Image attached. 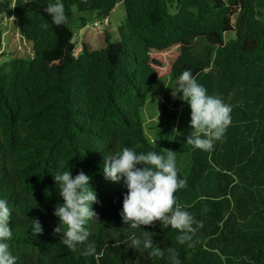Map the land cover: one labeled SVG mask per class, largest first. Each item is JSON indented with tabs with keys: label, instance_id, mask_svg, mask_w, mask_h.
I'll return each instance as SVG.
<instances>
[{
	"label": "trees",
	"instance_id": "1",
	"mask_svg": "<svg viewBox=\"0 0 264 264\" xmlns=\"http://www.w3.org/2000/svg\"><path fill=\"white\" fill-rule=\"evenodd\" d=\"M55 2H0L10 39L0 64V198L12 213L8 243L16 264H171L169 248L180 264H264V0H124L125 18L114 27L119 0H62L66 21L59 26L45 11ZM74 7L97 18L78 54L67 23ZM231 31L235 37H226ZM185 70L232 109L210 152L193 150L189 134L173 128L185 101L172 91ZM166 77L172 82L152 141L143 107ZM172 134L176 162L189 164L186 173L177 168L187 186L174 194L176 203L202 223L192 246L179 244L178 230L159 220L123 224L127 188L103 176L105 155L124 147L167 153ZM69 169L87 174L98 196L97 219L76 251L54 231L62 202L54 175ZM34 220L42 232H32ZM145 234L163 256L122 242ZM88 244L93 255L84 254Z\"/></svg>",
	"mask_w": 264,
	"mask_h": 264
},
{
	"label": "clouds",
	"instance_id": "2",
	"mask_svg": "<svg viewBox=\"0 0 264 264\" xmlns=\"http://www.w3.org/2000/svg\"><path fill=\"white\" fill-rule=\"evenodd\" d=\"M45 11L57 26L65 23L66 15L62 3H51ZM174 87L172 95L187 102L191 110L189 123L192 130L186 143L193 150L212 151L215 142L223 137L231 124V107L219 96L208 94L207 89L197 82L189 70L178 76ZM103 176L105 180L122 183L127 188L119 212L123 224L135 229L159 220L165 226L178 230L179 244L187 243L192 246L193 236L197 227H202V223L176 203L174 194L178 189L187 186V180L178 175L175 152H143L124 147L117 153L105 155ZM54 180L62 198V202L57 203L53 212L58 218L54 231L62 234L65 247L76 251L78 245L88 241L90 233L86 225L93 218L97 219L92 205L98 202V196L90 186V177L83 171L75 175L70 169L55 172ZM11 214L8 201L0 198V264H16L17 258L9 250L8 243L13 236L9 227ZM31 228L34 234L43 231L38 220H34ZM122 242L135 250L141 246L143 249H152L150 255L154 257L164 255L147 234L144 239L133 236ZM95 251V247L88 244L84 254L93 255ZM168 253L171 264H180L174 248H169Z\"/></svg>",
	"mask_w": 264,
	"mask_h": 264
},
{
	"label": "rangeland",
	"instance_id": "3",
	"mask_svg": "<svg viewBox=\"0 0 264 264\" xmlns=\"http://www.w3.org/2000/svg\"><path fill=\"white\" fill-rule=\"evenodd\" d=\"M8 0H0V2H4ZM60 3L62 0H58ZM125 5L124 0H119L118 4L116 5L113 12L110 14V26L114 27L119 22H121L125 18ZM5 12L0 14V36H1V44H0V64L6 61L7 56L5 55V47L8 45V40L10 41L7 33V25H6V18H5ZM87 17L86 23L82 24V17ZM97 20L95 17V14L93 12H80L76 7H74V12L72 17H70L67 20V23L69 26L75 31V41L77 42L78 47H81V39H84L86 37V34L84 33L85 29L89 30L94 26V22ZM97 24L99 23V20L97 21ZM106 24H104L102 27H104ZM97 28V27H95ZM235 32L231 31L226 33V37L233 38L235 37ZM13 41V40H11ZM172 80L171 77H166L164 79H161L160 81H157L155 85L153 86L147 103L143 107V118H144V124L145 129L148 137L155 141L157 134L159 132V129L162 126V118L164 114V107H165V93L167 92ZM190 106L187 102H184V104L176 110V117L173 119V128L176 133L180 134H190L191 133V127H190ZM172 138L173 134L171 136H167L165 138V147L167 150L173 151L172 149ZM185 158L188 159L189 155L187 156V153H183ZM175 156H177V153L175 152ZM176 159V158H175ZM177 161V160H176ZM176 166L178 169H180L183 173L187 172L188 165L185 164H178L176 162Z\"/></svg>",
	"mask_w": 264,
	"mask_h": 264
},
{
	"label": "built area",
	"instance_id": "4",
	"mask_svg": "<svg viewBox=\"0 0 264 264\" xmlns=\"http://www.w3.org/2000/svg\"><path fill=\"white\" fill-rule=\"evenodd\" d=\"M107 20V19H106ZM81 49V47H77L76 48V54H78L79 50Z\"/></svg>",
	"mask_w": 264,
	"mask_h": 264
},
{
	"label": "water",
	"instance_id": "5",
	"mask_svg": "<svg viewBox=\"0 0 264 264\" xmlns=\"http://www.w3.org/2000/svg\"><path fill=\"white\" fill-rule=\"evenodd\" d=\"M85 28H83V30H84Z\"/></svg>",
	"mask_w": 264,
	"mask_h": 264
}]
</instances>
